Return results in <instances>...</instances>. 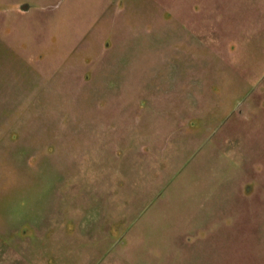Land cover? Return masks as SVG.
<instances>
[{
  "label": "rangeland",
  "instance_id": "374dc122",
  "mask_svg": "<svg viewBox=\"0 0 264 264\" xmlns=\"http://www.w3.org/2000/svg\"><path fill=\"white\" fill-rule=\"evenodd\" d=\"M0 264H264V0H0Z\"/></svg>",
  "mask_w": 264,
  "mask_h": 264
}]
</instances>
